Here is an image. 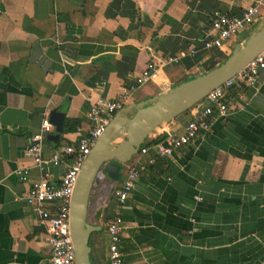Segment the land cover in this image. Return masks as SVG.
Wrapping results in <instances>:
<instances>
[{
  "label": "crops",
  "instance_id": "crops-1",
  "mask_svg": "<svg viewBox=\"0 0 264 264\" xmlns=\"http://www.w3.org/2000/svg\"><path fill=\"white\" fill-rule=\"evenodd\" d=\"M248 5L249 0H0V264H43L51 253L45 227L24 201L33 182L47 177L59 185L66 170L64 164L41 169L26 154L50 111L59 108L66 117L60 142L46 138V159L60 147L76 146L90 128L91 103L119 99L152 60L184 54L162 68L157 83L137 90L131 103L219 66L248 34L224 50L206 49L213 14L240 16ZM226 100L228 115L215 113L211 131L172 157L161 158L151 148L156 162L120 211L115 191L136 158L119 182L98 175L90 222L103 229L91 236L93 264H110L103 224L116 212L123 219V264H264V70L254 87L232 88ZM191 118L189 111L162 125L147 144L182 134ZM70 121L78 125L65 132ZM19 170L29 171L28 181Z\"/></svg>",
  "mask_w": 264,
  "mask_h": 264
},
{
  "label": "built area",
  "instance_id": "built-area-1",
  "mask_svg": "<svg viewBox=\"0 0 264 264\" xmlns=\"http://www.w3.org/2000/svg\"><path fill=\"white\" fill-rule=\"evenodd\" d=\"M249 1L250 5L240 16L219 11L213 14L210 30L203 41L206 49L224 50L231 42L238 40L258 24L263 16L264 0ZM182 56L184 54L180 57H169L166 61L152 60L134 83L123 88L119 99L100 98L91 103L88 113L89 130L80 137L76 146L60 147L50 159L44 157V148L47 135L53 131L54 127L48 117L43 119L41 129L32 136L26 154L33 158L35 165L41 169L48 164L66 166L59 185L50 182L47 177H42L31 184L24 198L26 205L36 213L40 223L46 229V240L51 253L43 264H75V246L70 231L71 200L77 178L87 157L115 114L131 103L133 94L149 83H157L162 68L178 62ZM262 70H264V50L235 77L214 89L191 110L192 118L182 134L169 133L153 147L148 144L143 146L135 157V162L126 167L122 183L115 191L117 210L120 211L125 206L147 166L155 164L156 159L149 157L151 148L155 149L159 157L170 158L177 150L190 145L201 135L209 133L215 113H218L220 117H226L229 113V104L226 100L228 91L232 88L241 90L247 86L254 87ZM77 130L79 133L82 132L80 127ZM69 156L73 158L67 161ZM17 173L23 181H28L29 171L19 170ZM103 225L109 237V263L123 264L120 247L123 219L120 213L116 212Z\"/></svg>",
  "mask_w": 264,
  "mask_h": 264
},
{
  "label": "water",
  "instance_id": "water-1",
  "mask_svg": "<svg viewBox=\"0 0 264 264\" xmlns=\"http://www.w3.org/2000/svg\"><path fill=\"white\" fill-rule=\"evenodd\" d=\"M258 24L219 66L144 101L130 103L115 114L87 157L72 195L70 231L75 264H93L91 236L103 229L90 222L92 191L99 173L119 182L125 166L147 145L158 128L191 111L261 53L264 50V17ZM65 117L59 108L50 111L49 122L55 127V133L47 135L48 142H60Z\"/></svg>",
  "mask_w": 264,
  "mask_h": 264
},
{
  "label": "trees",
  "instance_id": "trees-1",
  "mask_svg": "<svg viewBox=\"0 0 264 264\" xmlns=\"http://www.w3.org/2000/svg\"><path fill=\"white\" fill-rule=\"evenodd\" d=\"M78 123L76 121H70L65 129V132H72L76 129Z\"/></svg>",
  "mask_w": 264,
  "mask_h": 264
},
{
  "label": "rangeland",
  "instance_id": "rangeland-1",
  "mask_svg": "<svg viewBox=\"0 0 264 264\" xmlns=\"http://www.w3.org/2000/svg\"><path fill=\"white\" fill-rule=\"evenodd\" d=\"M260 24H257L255 27H258ZM248 36V35H247ZM102 173H99V176L101 175Z\"/></svg>",
  "mask_w": 264,
  "mask_h": 264
}]
</instances>
